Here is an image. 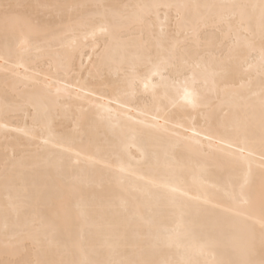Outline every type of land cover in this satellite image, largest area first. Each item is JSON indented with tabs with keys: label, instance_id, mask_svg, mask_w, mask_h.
<instances>
[{
	"label": "bare ground",
	"instance_id": "6f19581e",
	"mask_svg": "<svg viewBox=\"0 0 264 264\" xmlns=\"http://www.w3.org/2000/svg\"><path fill=\"white\" fill-rule=\"evenodd\" d=\"M262 3L0 0V260L264 264Z\"/></svg>",
	"mask_w": 264,
	"mask_h": 264
},
{
	"label": "snow or ice",
	"instance_id": "6c2138e0",
	"mask_svg": "<svg viewBox=\"0 0 264 264\" xmlns=\"http://www.w3.org/2000/svg\"><path fill=\"white\" fill-rule=\"evenodd\" d=\"M21 5H13V4H0V8H3L5 15L7 16L9 13L15 15L17 10L20 9ZM262 8V17H264V3H262L261 5ZM18 18V17H17ZM101 31H105L106 29L101 27L100 29ZM144 57L147 59L148 62V66L150 67L151 71H150V75L155 77V76H159V82L155 85H153L154 89H160V88H167L169 86V84H173L174 86L179 83V77L184 75V72L182 71L181 67L178 64H175V60L174 58H169L167 60H156L154 61L153 57L151 56L150 52H145L144 53ZM170 64H174L175 65V75L173 76L172 80H169V75H171L170 72ZM261 67L264 68V48L261 49ZM149 74H146V77ZM183 87L185 90V99L189 100V102L192 104L193 108H196L198 106L200 97L199 95L195 92H189L187 91V87H188V81L184 80L183 82ZM145 88H147V84L145 85ZM261 118H262V122H264V100H262L261 102ZM103 118V117H101ZM237 163H239V161H237ZM240 195L243 196L244 195V191H243V187L241 188V192ZM261 231L262 234H264V205H262L261 208ZM262 241H264V235H262ZM36 243H39V241H36ZM0 264H5V261L0 260ZM7 264H46V262H42V261H21V260H10L7 262ZM118 264H142L141 261L138 260H128V261H120L118 262Z\"/></svg>",
	"mask_w": 264,
	"mask_h": 264
}]
</instances>
